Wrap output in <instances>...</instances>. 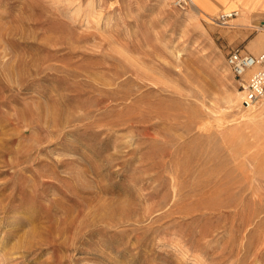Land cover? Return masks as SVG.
Wrapping results in <instances>:
<instances>
[{"label": "rangeland", "instance_id": "1", "mask_svg": "<svg viewBox=\"0 0 264 264\" xmlns=\"http://www.w3.org/2000/svg\"><path fill=\"white\" fill-rule=\"evenodd\" d=\"M219 14L0 0V264H264L254 38Z\"/></svg>", "mask_w": 264, "mask_h": 264}, {"label": "crops", "instance_id": "2", "mask_svg": "<svg viewBox=\"0 0 264 264\" xmlns=\"http://www.w3.org/2000/svg\"><path fill=\"white\" fill-rule=\"evenodd\" d=\"M193 7L209 16L236 12L228 22L236 27L234 38L245 40L244 49L254 55L264 49V0H192ZM252 31L256 34L251 36Z\"/></svg>", "mask_w": 264, "mask_h": 264}, {"label": "built area", "instance_id": "3", "mask_svg": "<svg viewBox=\"0 0 264 264\" xmlns=\"http://www.w3.org/2000/svg\"><path fill=\"white\" fill-rule=\"evenodd\" d=\"M178 4L187 6L193 3L192 0H178ZM234 15L236 12H224L212 20L226 22ZM262 27H264V21ZM226 63L237 78L251 70L246 85H243L242 106L244 108H251L264 99V49L254 55L239 48H233L226 57Z\"/></svg>", "mask_w": 264, "mask_h": 264}, {"label": "bare ground", "instance_id": "4", "mask_svg": "<svg viewBox=\"0 0 264 264\" xmlns=\"http://www.w3.org/2000/svg\"><path fill=\"white\" fill-rule=\"evenodd\" d=\"M243 97V96H242Z\"/></svg>", "mask_w": 264, "mask_h": 264}]
</instances>
